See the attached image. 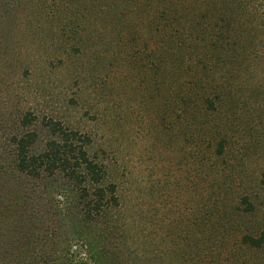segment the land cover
<instances>
[{
  "label": "rangeland",
  "instance_id": "obj_1",
  "mask_svg": "<svg viewBox=\"0 0 264 264\" xmlns=\"http://www.w3.org/2000/svg\"><path fill=\"white\" fill-rule=\"evenodd\" d=\"M3 8L0 135L25 118L39 140L49 124L88 139L90 159L120 200L109 214L116 223L110 219L100 230L107 247L121 252L117 264H218L219 254L239 253L232 251L237 230L264 229V80L243 83L235 109L227 108L232 93L226 91L228 144L212 157L202 117L195 108L184 116L181 91L165 83L173 62L168 45L141 30L143 22L121 23L128 26L122 35L121 26L103 32L99 21L95 39L72 40L56 35L50 15L33 20L32 13ZM243 196L255 208L250 215Z\"/></svg>",
  "mask_w": 264,
  "mask_h": 264
},
{
  "label": "trees",
  "instance_id": "obj_2",
  "mask_svg": "<svg viewBox=\"0 0 264 264\" xmlns=\"http://www.w3.org/2000/svg\"><path fill=\"white\" fill-rule=\"evenodd\" d=\"M0 6L7 14L32 13L33 20L50 15L56 35L72 40L95 39L99 21L103 32L121 26L122 35L132 22H143L141 30L168 45L173 62L165 83L181 91L184 116L195 108L202 117L212 157L222 156L228 144L226 91L232 93L227 108L235 109L242 84L264 80V0H0ZM153 61L151 68L159 71ZM29 123L24 118L0 135V264H117L121 252L107 247L100 230L110 219L116 223L109 214L120 200L102 166L90 159L88 139L49 124L42 141L38 131L27 130ZM242 198L245 213L252 214L250 199ZM259 231L237 230L232 251L239 253L219 254L216 262L221 257L218 264H264V229ZM242 251L256 257H241Z\"/></svg>",
  "mask_w": 264,
  "mask_h": 264
}]
</instances>
